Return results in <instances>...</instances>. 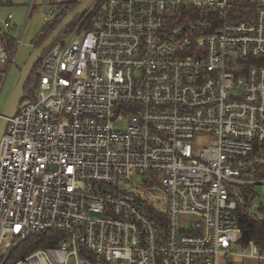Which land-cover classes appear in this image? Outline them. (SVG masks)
<instances>
[{
  "label": "built area",
  "instance_id": "obj_1",
  "mask_svg": "<svg viewBox=\"0 0 264 264\" xmlns=\"http://www.w3.org/2000/svg\"><path fill=\"white\" fill-rule=\"evenodd\" d=\"M80 18L1 138L0 264H264L239 225L263 220L264 0H97Z\"/></svg>",
  "mask_w": 264,
  "mask_h": 264
},
{
  "label": "rangeland",
  "instance_id": "obj_2",
  "mask_svg": "<svg viewBox=\"0 0 264 264\" xmlns=\"http://www.w3.org/2000/svg\"><path fill=\"white\" fill-rule=\"evenodd\" d=\"M18 1V0H17ZM45 0H37L36 8L31 12L17 13V9H12L14 18L21 19V23H17L10 31L11 38L19 39L20 43L17 46V52L15 56L16 64L10 68L6 74L5 82L0 92V114H3L6 110V106L12 96L16 85L19 82L20 68L26 65L30 55L34 51L33 43L41 35L43 29L47 26L48 22L44 19V14L48 13L50 8L44 4ZM34 0H19L23 7H32ZM15 20V21H16ZM255 198L252 201L253 215L257 218H264V188L257 186L253 188Z\"/></svg>",
  "mask_w": 264,
  "mask_h": 264
},
{
  "label": "water",
  "instance_id": "obj_3",
  "mask_svg": "<svg viewBox=\"0 0 264 264\" xmlns=\"http://www.w3.org/2000/svg\"><path fill=\"white\" fill-rule=\"evenodd\" d=\"M97 0H83L81 4L72 10L65 19L58 25L52 34L38 47L35 48L23 68H20L19 82L16 85L12 96L6 106V110L0 118V142L6 129L8 128V120L12 118L17 108L25 97V90L29 84L30 77L39 66L40 61L44 55L51 49V47L58 42V40L65 34V32L75 23L80 17L85 15L87 11L96 3ZM18 66V65H17ZM19 67V66H18Z\"/></svg>",
  "mask_w": 264,
  "mask_h": 264
},
{
  "label": "trees",
  "instance_id": "obj_4",
  "mask_svg": "<svg viewBox=\"0 0 264 264\" xmlns=\"http://www.w3.org/2000/svg\"><path fill=\"white\" fill-rule=\"evenodd\" d=\"M83 0H75L67 5H65L64 10L62 14L57 16V19L54 22L48 23L47 26L43 29L41 32V35L34 41L33 43V49L38 48L43 41H45L52 32L58 27L59 24L65 19V17L72 12L76 7H78ZM81 18H79L73 25L65 32V34L62 36H66L70 34V32L73 30V28L78 25ZM14 42L10 44V47H13ZM42 60L39 63V66L36 68L32 76L30 77L29 84L25 90V97L22 100V103H30L36 100L37 97V89L40 82V69L42 67ZM252 192V189L250 190ZM239 225L242 230V243H249L251 241H254L256 243L261 242L264 238V218L261 221H256L246 215H243L239 220ZM50 245H54L53 243H43V242H37V244L31 245L27 244L24 245L25 254L30 253L34 251L36 248L41 247H49Z\"/></svg>",
  "mask_w": 264,
  "mask_h": 264
},
{
  "label": "crops",
  "instance_id": "obj_5",
  "mask_svg": "<svg viewBox=\"0 0 264 264\" xmlns=\"http://www.w3.org/2000/svg\"><path fill=\"white\" fill-rule=\"evenodd\" d=\"M8 5L9 6H8L7 9L2 10V14H6L8 12H11L12 9H17L16 10L17 13H26V12H31V11H33L36 8L35 0L33 2L32 7L29 6L27 8L26 7H23L24 5H21L19 3V0L18 1L17 0H9ZM18 17H17V20L15 19L16 20L15 21V26H17V23H21V19L18 18Z\"/></svg>",
  "mask_w": 264,
  "mask_h": 264
}]
</instances>
